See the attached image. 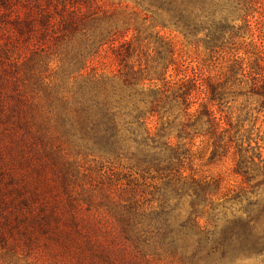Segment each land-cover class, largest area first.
<instances>
[{
  "label": "rangeland",
  "instance_id": "obj_1",
  "mask_svg": "<svg viewBox=\"0 0 264 264\" xmlns=\"http://www.w3.org/2000/svg\"><path fill=\"white\" fill-rule=\"evenodd\" d=\"M205 1L204 17L185 35L152 0H0V264H109L104 254L114 264H180L158 251L152 227L174 206L176 223L186 221L192 193L172 194L176 174L143 163L150 155L132 142L147 133L162 130L161 142L181 152L194 143L185 177L226 178L233 192L212 201L216 212L230 216L264 200V111L238 84L245 80L225 84L235 56L252 62L245 53L264 46V0ZM200 68L198 79L223 75L226 96L212 110L231 125L249 185L230 159H212L210 143L205 151L203 139L190 142L202 125L176 139L182 108L152 116L142 103V93L178 87ZM194 96L191 122L207 102ZM109 103L123 140L113 149L92 138ZM244 188L241 202L230 201ZM134 212L137 227L151 231L139 247L125 235Z\"/></svg>",
  "mask_w": 264,
  "mask_h": 264
},
{
  "label": "trees",
  "instance_id": "obj_2",
  "mask_svg": "<svg viewBox=\"0 0 264 264\" xmlns=\"http://www.w3.org/2000/svg\"><path fill=\"white\" fill-rule=\"evenodd\" d=\"M152 1L160 9L173 16L174 25L177 28H182L185 35L190 33L192 27L196 28L206 11L205 0ZM212 36L214 35L212 34ZM245 54H250L249 59L252 58V62H245L235 56L228 69V77H225V84H228V81H233L235 84L239 78L245 80L238 84L247 83L248 92L246 94L258 99L260 109L264 111V46L254 48L252 53ZM172 65L173 61L169 66ZM202 72L204 71L200 68L197 72L194 71L191 78L183 77V81L178 87H176L177 84L166 83L161 89L148 94L142 93V103L149 105V113L152 116L160 115L161 111L166 112L167 107L178 110L182 108L185 121L178 126L180 129L176 139L185 140L186 138L182 139V136L188 137L186 130L197 124L202 125L205 128L204 133H195L190 142L197 138L203 139L206 141L205 151L209 149L210 143L212 159L217 158L216 162L219 163L230 159L232 163H235L233 174L241 178L242 185H249L253 179L250 174L251 168L247 158L241 157V146H237L233 135H231V125L224 120L221 112L212 110L213 104L220 105L226 96L221 82L223 75L206 77L205 80L198 79ZM201 80L205 82H201ZM196 92L204 96L207 102L199 105L202 110L200 117L191 122L194 116L190 114V110L196 105L194 96ZM96 107L98 109L100 106L95 105ZM102 109L99 110L102 113V119L95 118L93 120L94 135L92 138L95 146L99 147V144L103 142L104 145L113 149L119 142H123L115 112L116 106L109 103ZM217 114L220 117H217ZM202 119H204L203 122ZM135 121L139 122L140 119ZM146 135L139 142H132L136 148L146 151L150 155V160L143 161V163L153 165L157 172L166 171L172 175L176 174L174 177L178 178L169 180L168 189L176 196L184 192L192 193L187 197L193 199L190 214L182 223H176L173 216L176 206L173 207L169 215L160 210L152 227L158 251L177 260L180 264H235L241 260L264 259V200L257 205L254 204V208H251L250 211L246 209L242 213L236 212L230 216L216 212L212 208V201L220 195L225 198L232 191L224 187L227 184L226 178H219L216 182H212V180L206 182L205 177L200 179H196V175L185 177L181 169L184 168V160L189 159L192 155L194 143H189L188 150L181 152L179 146L172 148L169 142H161L162 130L154 136H151L150 133ZM250 161L252 163L253 160ZM222 191H225L226 194L223 195ZM245 193L246 189L234 194L230 201L241 202L245 198ZM206 201L209 203L204 206ZM199 207H202L200 214L198 213ZM160 208L162 207L160 206ZM131 216L132 220H127L126 241L131 242L134 247H139L144 244L146 234H150L151 231H146L141 228V225L137 227L133 221L135 212ZM204 216L205 223L201 225L200 221ZM132 233L134 239L131 237ZM102 256L109 264H114L106 254Z\"/></svg>",
  "mask_w": 264,
  "mask_h": 264
}]
</instances>
